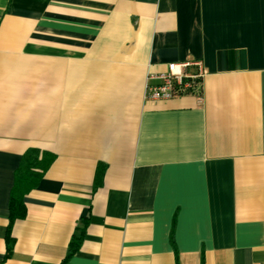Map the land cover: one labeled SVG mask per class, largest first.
<instances>
[{"label":"crops","instance_id":"1","mask_svg":"<svg viewBox=\"0 0 264 264\" xmlns=\"http://www.w3.org/2000/svg\"><path fill=\"white\" fill-rule=\"evenodd\" d=\"M0 264H264V0H0Z\"/></svg>","mask_w":264,"mask_h":264},{"label":"built area","instance_id":"2","mask_svg":"<svg viewBox=\"0 0 264 264\" xmlns=\"http://www.w3.org/2000/svg\"><path fill=\"white\" fill-rule=\"evenodd\" d=\"M208 71L201 60L171 62L158 77L157 84L148 83L145 96L148 100H170L185 94H201Z\"/></svg>","mask_w":264,"mask_h":264},{"label":"trees","instance_id":"3","mask_svg":"<svg viewBox=\"0 0 264 264\" xmlns=\"http://www.w3.org/2000/svg\"><path fill=\"white\" fill-rule=\"evenodd\" d=\"M49 163L50 160L45 157L39 159V152L37 150H30L23 156L22 162L16 171L15 184L10 200L11 221L7 237L8 254L11 253L14 243V239L10 234L12 223L16 219L23 218L26 215L24 196L36 186L37 182L42 177L43 170L46 169ZM83 232L84 231H82V234ZM80 238L71 242L68 255H71L78 249Z\"/></svg>","mask_w":264,"mask_h":264}]
</instances>
